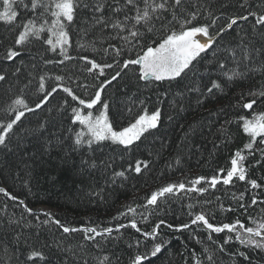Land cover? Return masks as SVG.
Wrapping results in <instances>:
<instances>
[{"label":"trees","instance_id":"trees-1","mask_svg":"<svg viewBox=\"0 0 264 264\" xmlns=\"http://www.w3.org/2000/svg\"><path fill=\"white\" fill-rule=\"evenodd\" d=\"M242 2L187 0L186 6L189 11L199 13L194 22L197 25L210 24L212 19L219 17L210 29L215 36L229 17L247 15V11L240 8ZM250 4L251 11L264 13V0H250ZM32 15L21 9L17 19L31 18ZM252 22L251 18L249 21L240 20L231 30L225 29L223 37H217L213 48L201 54L203 59L198 58L182 80L148 86L138 80L136 66L121 70L123 61L142 54L140 47H125L117 57L109 44L119 47L122 41L108 39L111 29L103 33L97 29L85 37L86 40H92L98 34L104 37L103 43L97 40L95 48L90 46L86 51L78 48V33L70 30L72 46L68 55L72 59L63 64H45V60L55 61L63 57L47 51V45L35 40L20 48L22 54L15 60L4 59L6 51L15 48L14 41L22 29L12 30V26L0 23V74L6 76L0 81V123L14 118L15 113L9 111V106L18 97L35 108L42 99L38 91L41 76H45L46 92L61 83L54 79L55 76H62L65 86L88 100L94 96L100 81L120 72L118 79L102 94V100L110 106L109 118L117 129L127 126L142 107L149 112L157 108L162 112L158 128L146 133L127 151L107 142L93 145V149L85 145L74 150L76 132L71 123L72 109L85 111V108L59 88L42 108L26 112L9 135L8 147H0V187L16 197L13 200L0 193V264H45L38 257L34 262L26 260L33 250L47 257L46 264H85V261L97 264V258L105 254L111 257L113 264H131L137 254L147 255L143 264H197V261L200 264H264V249L240 245L235 240V233H209L202 225H192L183 231L166 226L190 223L194 215L200 213L215 226L237 220L254 228L264 223V161L256 164L264 145L254 146L255 155L249 156L247 150L243 153L248 156L245 161L248 178L255 179L261 188L252 189L246 182L238 180L227 186L217 184L215 189L207 183L220 174V169H224L226 175L234 153L242 150L249 140L243 133L242 122L237 121L241 115L251 118V112L243 109L242 104L255 97L245 96L244 100L240 97L264 86V75L250 72L248 78L229 83L220 76L223 70L218 65L224 61L228 68L237 67L227 49L236 50L241 71H245V63L252 68L259 67L264 61V55L254 56L255 63L243 60L242 38L243 44L249 48L264 46V34L253 32ZM175 27L179 30V25ZM163 35L158 31L153 39L158 41ZM152 42L146 41L147 44ZM105 48L107 53L103 51ZM80 57L94 59L100 64L111 63L113 67L105 69V76L98 77V70L89 73L86 69L90 65ZM210 77L223 84L222 93H207ZM196 86L201 92L189 91ZM197 97L202 103H197ZM142 100L143 105L139 103ZM99 108L97 105L91 109L92 113ZM128 108H132L131 114ZM254 110L264 111V103L258 100ZM41 124L45 126L43 131L38 127ZM135 160L146 161L148 168L142 169L140 174L129 170ZM93 163L95 167L91 166ZM120 171L125 172V177L114 175ZM198 177L205 178L196 185L208 189L203 194L176 189V194L159 198L156 206L147 204L151 194L161 188L183 183L187 189ZM241 193L242 200L239 199ZM253 197L258 201L256 205H251ZM189 205H192L191 209ZM39 206L48 207V215L35 211L34 208ZM25 207L33 214L25 211ZM129 207L135 211H128ZM189 212L193 215L190 216ZM133 219L144 232H151L161 220L165 224L160 226L155 240L146 239L130 227L121 229L120 233L113 231V236L121 238H109L102 243L101 251L92 246L94 242L85 240L82 232L65 234L54 222L58 220L67 227L92 226L102 230L105 227L115 229ZM229 235L232 236L231 242L224 244ZM100 239L97 237V241ZM155 243H161V252L153 257L151 250ZM221 245L225 249L223 252L220 251ZM240 252L247 259L239 255ZM209 255L212 261L208 260Z\"/></svg>","mask_w":264,"mask_h":264},{"label":"snow or ice","instance_id":"snow-or-ice-1","mask_svg":"<svg viewBox=\"0 0 264 264\" xmlns=\"http://www.w3.org/2000/svg\"><path fill=\"white\" fill-rule=\"evenodd\" d=\"M186 3L187 0H0V8H2L0 10V23L12 26V30L16 28L22 29L18 32L14 41L15 48H9L6 51L4 59L7 61L15 60L22 54L19 49L35 40L42 41L43 44L47 45V51L63 57V59L55 61L52 59L45 60V64H63L65 60L72 59L68 55V49L72 46L70 30H75L78 33L77 46L79 49L86 51L90 46L95 48L97 40L103 43L104 37L99 34L92 40H86L85 37L97 29L99 33L111 29L112 31L108 39H119L122 41L119 47L109 44V47L114 48L117 57L121 55L125 47H140L142 54L138 53L136 58L123 61L121 70L127 69L130 65L138 66V80L143 81L145 86H148L154 83L161 84L165 81L171 83L182 80L188 71L195 66L194 62H198V58L203 59L201 54L213 48L216 44L217 37L222 38L225 29L231 30L240 20L249 21L251 18L253 21V32L260 31L264 34V13L251 11L252 5L250 4V0H243L240 4V8L247 11V15L241 14L236 17H229L227 24L219 28L215 36L210 33V29L216 25L219 17L212 19L210 24L197 25L194 22L198 20L199 13L197 11H189ZM21 9L24 10L25 14L31 12L33 14L32 17L18 20L17 18L20 15ZM209 16H211L210 12ZM77 25L80 26L77 27ZM157 25H159V28H157ZM176 25H179V30L176 29ZM158 31L163 32L164 35L157 41L153 38ZM45 33L46 36L44 35ZM148 40H152V44H147L146 41ZM240 47L243 48V60L245 62L251 61L255 63L254 56L260 57L264 55V46L249 48L243 44V38ZM103 51L107 53L108 49L105 48ZM227 51L231 53L232 62L237 65L235 68H228L224 61L219 62L218 67L223 70L220 72V76L227 82L231 83L246 79L249 77L250 72L264 75V61L260 62L259 67L252 68H248L247 63H245V71H241L239 69L240 61L237 59L236 50L227 49ZM80 58L87 65H90L86 69L89 73L98 70V77L105 76V69L113 67L111 63L100 64L88 57ZM18 71L19 69H17ZM119 76L120 72H117L106 81H100L94 96L88 100L82 99L70 87L65 86L62 83L64 80L62 76H55L54 79L61 83L51 87L50 91L46 92L45 76H41L38 91L42 95V99L36 103L35 108L30 107L22 97L14 99L9 106V111L15 113V115L7 123H0V147H8L9 135L13 133L14 127L21 122L25 113L35 112L37 109L42 108L59 88L72 101L77 102L83 108L89 110L85 114L77 108L72 109L71 123L73 125L78 124L83 129L75 133L74 150H79L85 145L88 149H93V145H103L106 142L110 143V145L119 146L125 151L131 149L146 133L158 128L162 112L159 108L149 112L147 108L142 107L127 126L119 129L115 128L113 121L109 118L110 106L102 100V94L105 88L117 80ZM5 79L6 76L0 74V81H4ZM209 80L210 86L206 88L208 94L216 95L217 92L222 93L224 91V86L221 82H218L216 79H211V77ZM189 91L201 92V88L196 86L190 88ZM245 96L255 97L242 104L243 109L251 112V118L241 115L237 122H242L243 133L246 134L249 140L244 144L242 150H237L234 153L230 161V169L226 171V175L225 170L220 169L219 175L213 176L207 181L208 186L212 189H215L216 185L220 183L225 186L230 185L234 180L246 182L252 189L262 187L255 179L248 178V166L245 163L248 156L243 153L244 150H247L249 156L255 155L253 151L254 146L257 144L264 145V111L257 112L254 110V105H258V100L260 103H264V99H261L264 98V86L260 89L250 90L242 94L240 99L244 100ZM64 103L67 104V101H64ZM139 103L143 105L145 102L142 100ZM197 103H202L199 97H197ZM97 105H100L98 109L99 114L94 116L91 109ZM127 111L131 114L132 108H128ZM38 127L43 131L45 126L41 124ZM69 131H72V129H69ZM258 138L260 139L258 140ZM261 161H264V148L260 149V160H257L256 164H260ZM83 162L88 163V161ZM91 166L95 167V163ZM146 168H148V163L142 160H135L134 165H129V170L134 171L136 174H140L142 169ZM114 175L116 177H125V172H116ZM204 180V177H198L191 182L192 187L187 189L183 183H179L178 185L169 184L157 192L152 193L147 200V204L156 206L159 198L176 194V189L203 194L208 189L197 188L196 185H200ZM0 193L8 196L9 199H16V197L11 196L2 187H0ZM233 198L236 199L235 195ZM239 199H243V193H241ZM257 202V199L253 197L251 205H256ZM19 203L23 204V201ZM241 207L245 206L241 204ZM189 208L191 209L192 205H189ZM25 211L33 214L30 208L25 207ZM128 211L134 212L135 210L129 207ZM126 214L121 213V215ZM45 215L48 214L45 213ZM189 215L191 216L193 214L189 212ZM54 222L62 228L65 234L75 233L77 231L82 232L84 239L90 243L94 242L92 246L101 251H103L101 248L102 243L109 238L112 240L121 238L113 236V231L120 233L121 229L130 227L137 233H141L146 239L155 240L159 235L158 230L160 226L165 224V221L161 220L153 227L151 232H144L138 227L134 219L129 224H120L115 229L105 227L102 230H98L97 227L92 226L83 228L67 227L63 226L58 220ZM192 225L198 227L202 225L209 233H235V240L240 245L264 249V223L254 228L246 227L237 220L231 224L224 223L220 226H215L209 222L203 213H200L195 214L190 223H185L178 227L170 224L166 226L174 228L175 231H183ZM97 237L101 239L97 241ZM208 238L211 240L212 236L209 235ZM231 240L232 236L229 235L224 239L223 243L228 244ZM215 242L213 241V243ZM137 245H139V241H137ZM220 251H225L223 245L220 246ZM160 252L161 243H155L151 250V256L155 257ZM239 255L247 259V256L243 252H240ZM37 257L46 264L47 257L42 252L36 250L31 251L26 257V260L34 262V259ZM146 259V254H137L131 261V264H143ZM208 260L212 261L211 255L208 256ZM85 264H87V261H85ZM97 264H113V262L111 257L105 254L97 258ZM197 264H200V262L197 261Z\"/></svg>","mask_w":264,"mask_h":264},{"label":"bare ground","instance_id":"bare-ground-1","mask_svg":"<svg viewBox=\"0 0 264 264\" xmlns=\"http://www.w3.org/2000/svg\"><path fill=\"white\" fill-rule=\"evenodd\" d=\"M79 109V108H78ZM72 127H73V129L75 130V132H80V131H82L83 129H82V127L81 126H79L78 124H76V125H72ZM81 127V128H80ZM35 209V211H37L38 213H41V214H45V213H48V207H46V206H39V207H37V208H34ZM76 228H83V226H79V227H76Z\"/></svg>","mask_w":264,"mask_h":264},{"label":"rangeland","instance_id":"rangeland-1","mask_svg":"<svg viewBox=\"0 0 264 264\" xmlns=\"http://www.w3.org/2000/svg\"><path fill=\"white\" fill-rule=\"evenodd\" d=\"M137 67V66H136ZM137 69L139 70V68L137 67ZM86 99H87V97H86ZM82 111V110H81ZM87 111H89L88 109H85V111H82V112H84L85 114L87 113ZM99 114V111H97V112H95L93 115L94 116H96V115H98ZM258 239V238H257Z\"/></svg>","mask_w":264,"mask_h":264}]
</instances>
